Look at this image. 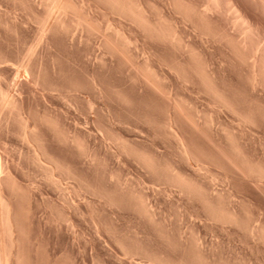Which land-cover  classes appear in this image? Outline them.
<instances>
[{"label": "rangeland", "instance_id": "rangeland-1", "mask_svg": "<svg viewBox=\"0 0 264 264\" xmlns=\"http://www.w3.org/2000/svg\"><path fill=\"white\" fill-rule=\"evenodd\" d=\"M71 1L87 23L71 24L66 34L41 32L30 10L0 0V57L9 60L0 64V89L19 109L10 121L4 109L0 117L9 122L0 125V151L11 172L2 192L16 220L1 254H10L9 264H264V89L253 91L230 46L202 37L174 0L139 1L152 20L163 15L177 28L216 85L256 124L217 107L198 78H179L188 52L149 38L100 0ZM184 1L198 9L208 3ZM230 2L264 41V0ZM221 13L211 15L217 29L231 26ZM110 25L133 39L130 65L105 49ZM233 29L223 33L235 40ZM168 125L184 138L191 158L181 154ZM37 151L64 191L34 163ZM170 174L191 181L195 191L178 187ZM224 212L233 219H221Z\"/></svg>", "mask_w": 264, "mask_h": 264}, {"label": "bare ground", "instance_id": "bare-ground-1", "mask_svg": "<svg viewBox=\"0 0 264 264\" xmlns=\"http://www.w3.org/2000/svg\"><path fill=\"white\" fill-rule=\"evenodd\" d=\"M11 1L14 3L15 9H17L16 7H19L20 6L21 8H18V10L22 9V11L25 10V12L26 11H29V10L31 11V12L29 11V14L28 15L31 14L30 16H32V18L34 20H36V22L38 23L37 25H39V27H40L41 32L42 31L43 32H47V31H49V32L50 31H58L60 33V32L63 31L66 34L67 33L70 34V32L72 33V29H71L72 26H71V24L72 25L75 24V25H77V26L80 27V26L85 25V23H87V22H85V20L81 16H79L80 15L79 13H78L79 15L76 13V11L78 9L75 10V7H74L75 5L73 6L71 0H11ZM100 1L104 2L108 6V8L111 9L112 12H114L117 15H119V16H121V17H123V18H125V19H127L129 21H131L136 26H138V28H140L142 30V32L146 36H148L149 38H153V39H156L157 41L159 40V41H161L163 43L169 44L170 47L175 48V50L177 49L179 51H186V52H188L189 55H190V62L187 65L188 67H186V68H185V66L178 67V71H179V74H180V76L178 74L179 78L180 77L183 78L186 83L191 82L190 80H192L193 77L198 78L200 80L201 84L203 85L205 91L213 98V102H214V104L217 107L220 106V107L227 108L230 111H232L238 117L240 123L256 124V119L252 115L251 112H249V113L243 112L216 85V83H215L216 81H214V77L211 74L212 71L210 72L209 66L203 60H200L203 57L201 58L200 54H198L196 52V50H194L189 44H187V42L183 39L184 37H182L181 34L178 32L177 28L175 26H173V24L170 23L166 18H164L163 15H158L157 16L158 19L156 18L157 20H152L151 15L149 13L150 10L147 9L142 4L143 2L141 3V1H139V0H100ZM228 2L223 1V0H208V3L207 4L204 3V6H202L203 8H199L198 9L197 7L195 8L194 6H192V4L185 2L184 0H174V4L176 6L175 8H177V10L179 11V13L182 14L181 16H183L186 20H189L190 22H192L193 24H195L196 28L198 30H200V32L202 34V37H204V36H207L208 38L211 37V38L215 39V41L218 39V41L221 40V41H223V43H227L226 44L227 46L228 45L230 46L231 51H232V53L234 55V58H236L238 60L239 64H241V66H242L241 69L244 71L243 65H245L247 67V69H248V75L246 74L247 81H248L249 85L251 86V89H253V91H256L258 88H263L264 89V41L262 40V38L260 39L258 36L256 37V35L253 34V30H252L253 29L252 28L253 25H250L249 24L250 23V22H248L249 20L246 19L247 17L245 15L244 16L242 15V12L239 11L238 8H236L237 6L234 7V5L231 4L232 2H230V3H228ZM81 3H82V0H81ZM81 5H83V3ZM36 8H38V10ZM13 9L14 8H12V10ZM219 10H222L224 12V14L221 13V14H223V16L226 15L228 17L229 23L231 24V26H229V27L226 25L228 27V29L231 27V28H234V29L236 28L235 30L236 31L237 30L239 31L237 33H236V31H233L235 33V35L236 34H239V36L236 37L234 35V33H233V35L237 39L232 40V38H234L232 35L229 36V37H232V38H228L227 37L229 35L228 33L230 31L228 29H226L227 31L225 30V28H227L226 26H225V28L224 27H220V28L218 27V29H217V27H215L214 23H212V21L214 19H213V17L211 15H214ZM25 12H23V13H25ZM2 13H3V2H0V16H1ZM10 13H11V11H9V10L5 11V14L8 15V16L10 15ZM218 14H220V12ZM209 16H211V20L209 19L210 18ZM211 23H212V25H210ZM229 23H228V25H230ZM88 24H89V21H88ZM224 24H226V23H224ZM88 26H86V27H88ZM212 26L216 28L215 29L216 31L213 30L214 28H211ZM222 28L226 31V33H227L226 35L227 36L224 35V33H223L224 30ZM219 29L220 30L222 29L223 31H220ZM106 30H108V32L110 33V36L107 35L108 38L106 37L107 39L105 41V49L112 56H116L117 54L121 55L122 58L124 59L125 63L127 65H130L132 63V60H134L133 59V56H132V53H131L132 52L131 51L132 50L131 48H132V41H133V39L131 38V40H132L131 41L130 38H129L130 36L127 37L126 36L127 34L125 33L126 34L125 35L124 32L122 31V29L120 30V29L116 28V26L110 25L108 27V29H106ZM86 31H88V30H86ZM217 31L222 32V33L219 34ZM231 32H230V34H232ZM75 33L76 32H74V34ZM143 33H141V34H143ZM42 34H44V33H42ZM224 41H226V42H224ZM100 42H101V40H100ZM102 42H104V41L102 40ZM137 42H138V40H137ZM103 46L104 45H102V47ZM133 47H134V45H133ZM101 49H103V48H101ZM102 51H104V50H102ZM103 53H105V52H103ZM110 54H108V55H110ZM196 54H198V55H196ZM104 60H105V57L102 58V60H101V62L103 64L105 63ZM6 62L8 64L9 63V60L0 57V64L1 63H6ZM20 64H23V63H20ZM245 66H244V68H245ZM22 67L25 68L24 65H22ZM27 68H28V66L25 69H23V70H26L29 73V71L31 69L28 68L29 70H27ZM18 71H19V69H18ZM19 72H21V71H19ZM19 72H18V74H19ZM30 72L32 73V70ZM34 74L35 73L33 71V74H31V75H33V79L37 83V80L39 78L37 77L38 78L37 79L36 78L37 75L35 76ZM20 75H21V73H20ZM29 75H30V73H29ZM16 101L17 100H15L14 98H12L10 94H8V93H6V92H4V91L1 90L0 91V115H1L0 117H4V116H2L4 114V113H2V110L4 109L6 111L5 116L7 115V112H8V115L7 116H9V117H8V119H6L7 117H4L3 119L4 120H7V121H10L9 118L10 117H13L14 116L13 114H16V109H17V103H16ZM5 108L9 109V111L11 113L7 109H5ZM17 110H19V109H17ZM5 111H3V112H5ZM262 115L264 116V114H262ZM21 119H23V118H21ZM4 120H2V118L0 119V125H4L6 123H7L6 125L9 124V122L4 121ZM23 121H24V119H23ZM4 122H6V123H4ZM213 122H214V120H211V119L210 120H207L205 125H208V127L209 126L211 127V125L214 124ZM1 123H4V124H1ZM22 126H24V125H22ZM4 127H5V125H4ZM27 127L28 126H24L23 130L21 131L22 132L21 133V137L26 142L29 143V141L31 139V134H30L29 130L27 129ZM172 127L170 125H168V129L170 131L171 136H173L176 139L177 143H178L179 151L181 152V154L183 156H185L187 158H191L190 150L188 148V145H186L185 141L183 140L184 138H182L180 136V134L176 132V130L174 131L175 128L173 129ZM19 131H20V129H19ZM231 135H232L231 133L228 134V138L230 139V141H232L233 139L235 140L234 135H232L233 138H232ZM234 140H233V144H235V141ZM234 148L236 149V151L239 154L241 153L240 150H239V148L236 146V144L234 145ZM38 152L39 151L35 152L34 155H33L34 163H36L38 165V167L43 170L44 174L46 173V176L47 177L49 176L50 181L53 182L52 184H54V186H56L58 188V190L59 189H63L61 191H64V188L62 186V181L60 179L55 178L54 177L55 173H54V175L52 173V172H54L53 171V167L51 168V166H48V164H44L42 162L40 153H38ZM1 153L2 152L0 151V222L3 225L2 226L3 229L1 228L3 231L0 232V264H9L10 258H8L7 256L10 257V254L8 255V253H7V254H5L7 256H3L1 254V252H2L1 250H3V247L6 244V243H4V237H5V239H7L6 236L10 237V239L8 238L9 240H11V238H13L12 235H13L14 228H15V225H16V220H15L14 209H13L12 204H11L12 201L10 202L9 201L10 199L7 200L5 198L3 192H2V184H3V182L5 180H8V179L11 180V178H10L11 177V172L9 171L8 165L7 164H6L7 166L5 165V162L6 161L5 162L3 161V157H2V154ZM139 156H141V155H139ZM43 157H44V155H43ZM147 158H148V156L146 155V157L145 156L142 157V160H144L145 162H147V164H149V166H151L152 164H151L150 161H153V160H150L149 158L148 159ZM61 167H62V169H61ZM255 167H257V166H255ZM56 168H59L61 170L64 169L63 168V165L62 166L59 165V167L56 166ZM172 170H170L168 172V174L170 172L173 173L174 171L172 172ZM252 170H253V167H252ZM166 172H167V169H166ZM175 172H176V170H175ZM66 173L68 174V170L66 171ZM70 173L71 172H69L68 176L71 175ZM259 174H262V173H259ZM170 176H171L172 179L174 177V183L176 182V184H178V187H181V189L182 188H184V190L187 189L186 191H189L190 190L191 193H193V190L195 191L194 187L190 183H188L189 180H187L186 178L184 179V177H182V176H180L178 174H175V175H171L170 174ZM170 176H169V180H171V182H172L173 180L170 179ZM189 182H191V181H189ZM199 190L197 191V193H199ZM195 193L196 192H194V194ZM199 194H201L200 196L203 195V193H201V192ZM204 203H205V201H204ZM224 213L226 214V212H224ZM228 215H229V213H227L226 216H224L223 213H222V216L221 217L219 216V217L221 219H223V220L225 219L226 221L232 220L233 217H230L231 214L229 215V217H228ZM257 228L251 229V230H253V233L255 232V234H256V232L258 230ZM255 229H257V230L254 231ZM13 240L14 239H12V241ZM8 244H10V243H8ZM6 246H7V244L5 245V247ZM11 249H12V247H11ZM12 259H13V257H12Z\"/></svg>", "mask_w": 264, "mask_h": 264}]
</instances>
